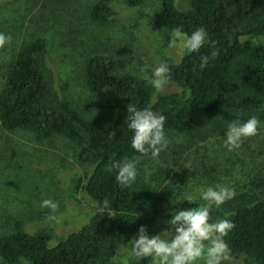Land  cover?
Masks as SVG:
<instances>
[{
  "label": "trees",
  "instance_id": "1",
  "mask_svg": "<svg viewBox=\"0 0 264 264\" xmlns=\"http://www.w3.org/2000/svg\"><path fill=\"white\" fill-rule=\"evenodd\" d=\"M110 0H94L89 12L93 24L104 26L118 16ZM145 0H124L137 9ZM160 25L167 31L191 34L204 27L209 43L199 52L169 66L170 81L180 93L158 96L142 79L124 74L110 57L94 55L84 65L86 88L100 100L97 110L77 111L60 94L56 74L49 64L45 41L36 39L18 51L0 90V127L7 132L26 131L37 141L63 138L84 146L96 164L83 187L102 214L95 213L79 231L55 246L45 233L22 231L19 222L0 232V262L4 264H117V253L145 225L150 235L165 227L169 212L151 210L152 192L136 180L122 188L115 171L107 167L139 155L130 146L129 108L151 107L163 114L165 132L190 135L211 130L225 137L227 125L255 115L264 123V44L247 38L264 37V0H187L178 9L176 0H159ZM208 57L202 64L201 57ZM141 157L140 159H142ZM199 199L177 209L198 207ZM213 221L229 218L235 228L225 238L235 262L245 257L264 264V179L211 213ZM150 258L137 264H149Z\"/></svg>",
  "mask_w": 264,
  "mask_h": 264
},
{
  "label": "rangeland",
  "instance_id": "2",
  "mask_svg": "<svg viewBox=\"0 0 264 264\" xmlns=\"http://www.w3.org/2000/svg\"><path fill=\"white\" fill-rule=\"evenodd\" d=\"M93 3L94 0H0V33L11 38L0 48V90L18 51L36 39L45 41L58 90L77 111H94L100 104L84 83L88 58L110 57L122 73L142 79L152 88L146 77L153 67L160 62L176 65L185 56L179 47L168 46L174 32L160 25L159 0H145L134 10L127 8L124 0H110L118 16L104 26L90 21ZM175 5L183 9L187 0H176ZM247 39L264 44V37ZM152 91L153 101L158 96L180 93L171 82L162 93ZM166 135L169 145L159 157H143L137 165L136 180L146 183L152 192L151 210L168 214L185 204L189 195L195 196L208 186L224 185L236 193L264 179V123L256 135L243 139L232 151L224 146L225 137L211 130ZM95 164L94 154L84 146L60 137L37 141L29 132H7L0 127V232L19 222L23 232L45 233L50 245L55 246L82 229L97 213L95 203L83 189ZM43 199L58 203L56 221L48 219L53 215L49 209L40 207ZM114 258L117 264L140 261L129 255L128 246ZM235 264L253 263L242 257Z\"/></svg>",
  "mask_w": 264,
  "mask_h": 264
},
{
  "label": "clouds",
  "instance_id": "3",
  "mask_svg": "<svg viewBox=\"0 0 264 264\" xmlns=\"http://www.w3.org/2000/svg\"><path fill=\"white\" fill-rule=\"evenodd\" d=\"M10 37L0 33V48H3ZM209 43L208 32L204 27L195 29L191 34L176 30L169 39V48L179 47L183 54L197 53ZM202 64H207L208 57H201ZM157 94L166 91L170 81V69L166 62H160L151 69L147 76ZM131 116L127 118V129L131 132L130 146L139 155L125 158L122 162L113 160L107 167L115 171V179L120 187L131 186L137 179V165L141 157L156 160L169 145L165 132L166 117L154 112L151 107L144 109L129 108ZM260 120L250 116L246 120H234L227 125L224 146L232 151L239 148L243 139L257 134ZM235 190L224 185L208 186L197 195H189L184 201L193 203L199 199L198 207L184 210L172 209L165 227L160 232L150 235L147 227L141 225L137 233L126 243L129 255L136 260L151 259L152 264H235V257L225 238L235 228L229 218H218L213 221L212 211L235 197ZM41 208L53 213L48 219L56 221L54 213L59 205L52 199H43ZM108 208V201L100 203L97 211L103 213Z\"/></svg>",
  "mask_w": 264,
  "mask_h": 264
}]
</instances>
